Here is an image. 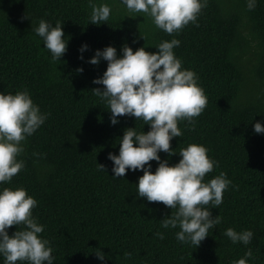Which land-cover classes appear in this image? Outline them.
Returning a JSON list of instances; mask_svg holds the SVG:
<instances>
[{"label":"trees","instance_id":"1","mask_svg":"<svg viewBox=\"0 0 264 264\" xmlns=\"http://www.w3.org/2000/svg\"><path fill=\"white\" fill-rule=\"evenodd\" d=\"M95 2L111 7L108 20L99 25L90 23L88 0H0V92L26 89L47 114L21 142L24 151L17 159L23 168L2 186L23 187L36 199L32 213L44 226L38 235L50 242L53 264H233L249 248L248 264H264V134L253 129L256 121L264 122V0L251 10L246 0H207L195 22L172 34L157 28L146 13L129 11L121 0ZM41 18L63 23L68 43L60 60L51 59L33 31ZM173 38L180 41L175 55L182 68L195 72L207 104L192 122L178 120L182 136L170 141L176 153L158 154L175 164L181 148L202 144L217 162L205 182L221 172L231 180L222 203L210 209L220 223L198 246L177 240L178 226H161L175 208L138 197L142 170L112 176L108 153L118 155L124 130L147 132L150 126L128 115L110 123L107 103L92 91L103 88L92 81L102 76L107 61L87 62L105 46H114L118 55L125 44L133 51L156 52V45ZM82 44L88 48L79 59ZM149 163L154 172L158 162ZM22 227L7 231L11 235ZM229 227L250 229L253 238L247 245L232 243L224 235ZM98 250L105 253L104 261L97 258Z\"/></svg>","mask_w":264,"mask_h":264},{"label":"clouds","instance_id":"2","mask_svg":"<svg viewBox=\"0 0 264 264\" xmlns=\"http://www.w3.org/2000/svg\"><path fill=\"white\" fill-rule=\"evenodd\" d=\"M131 12H143L152 18L155 26L168 34L178 32L189 22H195L198 13L207 0H121ZM91 6L90 23L99 25L108 20L111 7L107 3L97 4L88 0ZM257 0H246L249 10L256 6ZM62 22L55 25L41 18L33 31L42 39L43 47L51 53L53 61L67 50L68 40L64 39ZM180 45L176 38L164 40L148 52L144 47L135 51L127 44L117 54L114 46H105L95 50L87 61L93 65L101 59L107 61L102 76L94 78L93 84L103 88H93L94 94L100 96L111 112L110 123H118L122 115L142 119L150 126L149 131H137L126 128L119 140V153H108L112 161L114 177H123L128 170H142L138 177L136 193L138 197L149 202H163L175 213L161 220L165 229L179 227L175 233L180 242H191L198 246L208 236V230L220 223L219 215L213 216L211 208L218 207L223 201V192L231 184L226 174L219 175L205 182L206 173L213 170L217 162L208 155V149L197 143H190L179 150L181 159L169 164L161 159L159 152L169 156L176 153L170 146L174 137L182 136L178 120L198 116L206 107L207 97L197 84V76L191 69L182 68V61L173 49ZM88 48L82 44L78 51L79 59ZM83 71V68L77 69ZM33 102L30 93L25 89L11 92H0V256L4 264H16L27 261L29 264H53L55 257L50 242L41 237L44 226L36 221L32 209L37 205L36 199L27 194L23 187H4L24 166L17 159L24 151L22 141L32 135L46 120ZM253 129L264 134V122L256 121ZM157 161L153 172L150 161ZM105 170V165L98 164ZM211 204L213 207H207ZM12 225H23L9 235L7 229ZM155 235L163 239L164 233ZM226 235L232 243L249 244L253 238L252 230L237 232L229 227ZM100 261L105 260V253L95 252ZM252 256L249 248L244 256L233 264H248Z\"/></svg>","mask_w":264,"mask_h":264}]
</instances>
